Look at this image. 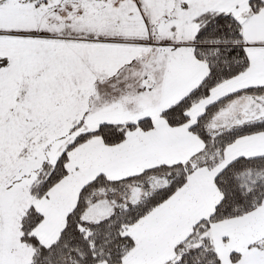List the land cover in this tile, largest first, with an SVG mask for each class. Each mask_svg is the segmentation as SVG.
<instances>
[{
  "label": "snow or ice",
  "instance_id": "obj_1",
  "mask_svg": "<svg viewBox=\"0 0 264 264\" xmlns=\"http://www.w3.org/2000/svg\"><path fill=\"white\" fill-rule=\"evenodd\" d=\"M0 264H264V0H0Z\"/></svg>",
  "mask_w": 264,
  "mask_h": 264
}]
</instances>
